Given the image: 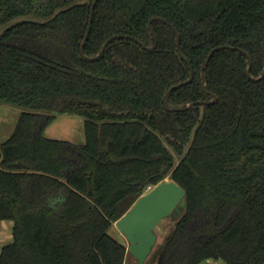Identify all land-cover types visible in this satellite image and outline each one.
<instances>
[{"label":"trees","instance_id":"1","mask_svg":"<svg viewBox=\"0 0 264 264\" xmlns=\"http://www.w3.org/2000/svg\"><path fill=\"white\" fill-rule=\"evenodd\" d=\"M0 0V103L21 109L0 142V264H128L110 234L138 198L171 178L185 211L161 264H264V0ZM70 64V65H69ZM188 81V82H187ZM198 100L212 104L186 110ZM58 115L85 118V142L52 139Z\"/></svg>","mask_w":264,"mask_h":264},{"label":"water","instance_id":"2","mask_svg":"<svg viewBox=\"0 0 264 264\" xmlns=\"http://www.w3.org/2000/svg\"><path fill=\"white\" fill-rule=\"evenodd\" d=\"M99 0H94L91 4V11H90V20L88 24V28L84 37V40L80 47V52L83 58L89 60V59H96L101 56V54L105 51V48L107 45L112 41L113 39L118 38H129L133 39L136 42H138L143 48L147 50L154 49L157 45V34L152 27V21L153 20H162L163 22L167 23L170 27L173 28L176 39H177V49L180 57L184 59L191 69V75L188 81H191L194 77V69L193 66L190 64L187 57L183 54V52L180 49V42L181 37L177 30V28L170 23L166 19H161L160 17H154L149 22V29L152 33L153 38L155 40L154 45L147 46L143 41H141L138 37L132 36V35H124V34H117L112 35L109 37L106 42L104 43V46L102 48V51L97 54L94 57H90L85 53V46L87 44L89 35L91 34V28H92V22H93V13L96 8L97 3ZM264 49V43L262 45ZM224 48H235L240 50L243 54H245L248 58V67H247V73L251 80L253 81H259L260 79L264 78V71L261 76L254 77L252 75L251 69H252V55H250L247 51H245L242 48L239 47H233L230 45H219L215 48H213L207 55L206 60L202 64L201 68V74H202V88L205 92H207L206 84H207V74H206V66L209 63L210 59L212 58L213 54L219 50ZM70 65V64H69ZM187 81V82H188ZM184 83H178L174 86L170 87L165 95V106L168 110H186L193 108L195 105H204V104H212L217 100L216 94L213 92H209L212 96L211 100H198L194 101L192 103H189L186 107L176 108L172 109L169 106V99L170 95L175 88H179ZM186 196V190L183 186H181L179 183H177L175 180H172L171 178H166L162 181H160L158 184H155V186L149 190L148 192L141 195L138 200L134 202V204L130 207V209L123 215L121 218L116 222L117 228L121 231V233L127 238L128 240V252H130L138 261L139 264H145L149 255L151 254L152 250L154 249L158 235L156 233V228L158 225L164 220V218H167L175 209L176 207L184 202V198ZM157 264H161V260Z\"/></svg>","mask_w":264,"mask_h":264},{"label":"crops","instance_id":"3","mask_svg":"<svg viewBox=\"0 0 264 264\" xmlns=\"http://www.w3.org/2000/svg\"><path fill=\"white\" fill-rule=\"evenodd\" d=\"M20 114L21 109L19 111L17 110V112H12L7 108L0 110V142L10 137L16 127ZM12 116H15V121L13 122L10 118ZM54 123L57 126H52ZM80 123L83 124V132L79 127ZM84 123L85 118L80 115L57 116L55 120L46 127L44 134L46 137L52 139H63L75 143H84ZM58 124L60 126H58ZM13 225L14 223L11 220H0V252L5 245L13 241ZM200 264H224V261L222 259L208 258L203 260Z\"/></svg>","mask_w":264,"mask_h":264},{"label":"rangeland","instance_id":"4","mask_svg":"<svg viewBox=\"0 0 264 264\" xmlns=\"http://www.w3.org/2000/svg\"><path fill=\"white\" fill-rule=\"evenodd\" d=\"M3 108H7V109L11 110L12 112H17V110L18 111L20 110V108H18L16 106H11V105H6L3 103H0V110H2ZM58 116H61V115H58ZM62 116H64V115H62ZM14 117L15 116L10 117L12 119L11 120L12 122L15 121ZM62 118H64V117H62ZM52 126H57V125L54 123V125H52ZM58 126H60V125L58 124ZM79 127H80V130H82V132H83V124L82 123H80ZM152 188L153 187H149L146 192H148ZM184 211H185V205L182 202L181 204H179L176 207V209L167 218H164V220L158 225V227L155 230L157 235H158L157 243H156L154 249L152 250L151 254L149 255L145 264H157L156 259H157L158 252L161 251L160 249L163 247L166 238L169 236V234H171V231L173 230L177 220L182 216ZM110 234L112 236H114L115 238H117L122 243H124L128 248V245H129L128 240L119 231V229L116 226V223H114L113 227L110 229ZM127 263L128 264H139L137 259L130 252H128V254H127Z\"/></svg>","mask_w":264,"mask_h":264},{"label":"bare ground","instance_id":"5","mask_svg":"<svg viewBox=\"0 0 264 264\" xmlns=\"http://www.w3.org/2000/svg\"><path fill=\"white\" fill-rule=\"evenodd\" d=\"M120 231V230H119ZM121 232V231H120Z\"/></svg>","mask_w":264,"mask_h":264}]
</instances>
